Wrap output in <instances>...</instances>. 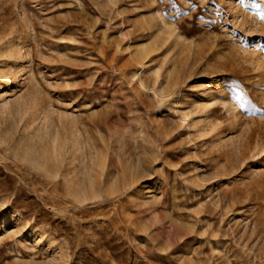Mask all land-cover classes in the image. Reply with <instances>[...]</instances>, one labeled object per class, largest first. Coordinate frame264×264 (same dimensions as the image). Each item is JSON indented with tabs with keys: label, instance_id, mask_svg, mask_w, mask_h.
Masks as SVG:
<instances>
[{
	"label": "rangeland",
	"instance_id": "obj_1",
	"mask_svg": "<svg viewBox=\"0 0 264 264\" xmlns=\"http://www.w3.org/2000/svg\"><path fill=\"white\" fill-rule=\"evenodd\" d=\"M0 264H264V0H0Z\"/></svg>",
	"mask_w": 264,
	"mask_h": 264
},
{
	"label": "bare ground",
	"instance_id": "obj_2",
	"mask_svg": "<svg viewBox=\"0 0 264 264\" xmlns=\"http://www.w3.org/2000/svg\"><path fill=\"white\" fill-rule=\"evenodd\" d=\"M147 52H148V51H146L145 53H147ZM140 80H141V79H140ZM176 81H177V79H176ZM139 82H140V81H139ZM140 83H142V81H141ZM213 83H214V82H213ZM177 84H178V82H177ZM173 85H174V84H173ZM173 85H172V86H173ZM166 86H168V85H166ZM142 87H143V86H142ZM155 88H156V87H155ZM167 88H168V90H170L169 87H167ZM167 88H166V89H167ZM199 89H200V88H199ZM168 90H166V91H168ZM219 90H220V89H219ZM198 91H199V90H198ZM217 91H218V90H217ZM217 91H216V92H217ZM220 91H221V90H220ZM221 92H222V91H221ZM196 93H197V92H196ZM200 94H201V93H199V95H200ZM201 95H202V94H201ZM216 95H217V94H216ZM219 95H220V94H219ZM192 98H193V96H192ZM206 98H207V97H206ZM212 98H213V97H212ZM193 99L195 100L196 98H193ZM229 99H230V98H229ZM196 100H198V99H196ZM217 100H218V99H217ZM217 100H216V101H217ZM200 102H202V100H201ZM204 102H205V101H204ZM204 102H203V103H204ZM196 103H197V102H196ZM211 106H213V105H211ZM214 106L216 107V105H214ZM199 108H200V107H199ZM210 108H211V107H210ZM212 108H213V107H212ZM194 109H195V108H194ZM204 109H205V108H204ZM213 109H214V108H213ZM213 109H211V110H213ZM202 110H203V109H202ZM205 111H206V110H205ZM212 114H213V113H212ZM209 122H210V121H209ZM210 124H211V123H210ZM27 126H28V125H26V127H27ZM26 127H25V128H26ZM217 127H218V126H217ZM27 128H28V127H27ZM208 128H209V129H208V133H207V134L210 135V137L212 138L211 135H212V133L214 134L213 131H216V130H214L215 128H214V126H212V125H210ZM26 131H27V130H26ZM157 183H158V181H157Z\"/></svg>",
	"mask_w": 264,
	"mask_h": 264
}]
</instances>
